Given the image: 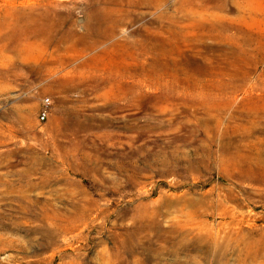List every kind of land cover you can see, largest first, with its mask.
Segmentation results:
<instances>
[{"label":"rangeland","instance_id":"1","mask_svg":"<svg viewBox=\"0 0 264 264\" xmlns=\"http://www.w3.org/2000/svg\"><path fill=\"white\" fill-rule=\"evenodd\" d=\"M0 264H264V0H0Z\"/></svg>","mask_w":264,"mask_h":264},{"label":"bare ground","instance_id":"2","mask_svg":"<svg viewBox=\"0 0 264 264\" xmlns=\"http://www.w3.org/2000/svg\"><path fill=\"white\" fill-rule=\"evenodd\" d=\"M25 109L24 108H19L17 111H16V118H17V121L18 123H24L25 119H24V113H25ZM159 111V110H158ZM37 185V184H36ZM56 186V185H55ZM36 190V189H35ZM5 194V193H4ZM43 206V205H42ZM183 218V217H182Z\"/></svg>","mask_w":264,"mask_h":264},{"label":"built area","instance_id":"3","mask_svg":"<svg viewBox=\"0 0 264 264\" xmlns=\"http://www.w3.org/2000/svg\"><path fill=\"white\" fill-rule=\"evenodd\" d=\"M47 103H49V100H47ZM47 118V112L46 111H43L41 114H40V120L41 121H45Z\"/></svg>","mask_w":264,"mask_h":264}]
</instances>
